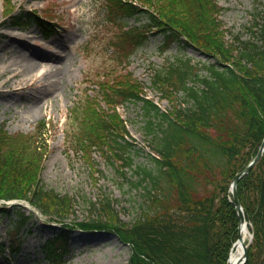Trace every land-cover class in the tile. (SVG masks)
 <instances>
[{"label":"trees","instance_id":"1","mask_svg":"<svg viewBox=\"0 0 264 264\" xmlns=\"http://www.w3.org/2000/svg\"><path fill=\"white\" fill-rule=\"evenodd\" d=\"M104 3L108 18L118 24L111 42L115 63L100 74L95 87L83 88L67 115L64 143L89 161L100 152L115 166L133 168L134 156L122 155L133 143L118 106L134 102L142 104L152 151L150 165L134 167L139 175L131 184L144 190V204L133 222H123L106 196L92 203L98 216L77 225L114 231L132 247L127 264H228L239 231L230 184L264 138V19L253 25L254 39L229 40L218 0ZM4 4L15 26L36 23L51 28L50 18L29 10L13 13L11 0ZM141 16L146 21L138 25L124 23ZM155 34L162 36V50L172 44L192 46L214 59L200 65L181 55L153 69L152 86L167 98L169 110L147 97L143 83L123 63ZM47 123L43 120L35 132L26 134L0 127V198L28 200L45 215L62 220L74 212L75 204L41 183ZM90 166L95 168L93 162ZM237 188L254 234L246 264H264V154ZM14 211L21 214L20 225L31 220L33 212L27 214L21 206ZM71 226L66 224L46 241L50 264H68ZM10 241L1 250L15 255L22 241Z\"/></svg>","mask_w":264,"mask_h":264},{"label":"rangeland","instance_id":"2","mask_svg":"<svg viewBox=\"0 0 264 264\" xmlns=\"http://www.w3.org/2000/svg\"><path fill=\"white\" fill-rule=\"evenodd\" d=\"M218 1L222 7L220 18L226 38L254 39L256 35L253 25L264 19V0ZM11 3L15 8L13 13L32 10L37 15L52 18L54 25L50 29L40 24L18 29L10 17H5L4 0H0V43L6 37L12 38L6 47L0 48V82L6 78V74L1 75V67L7 61L17 59L10 68L22 73L20 77L11 79L10 86L0 85V127L11 134H26L35 132L44 119L49 122V129L44 134L48 150L41 183L48 189L71 197L75 205L74 212L59 220L43 214L37 208L29 207L23 201L22 211H34L31 220L24 225H20L21 214L14 211L12 206L6 211L0 209V248L8 246L11 239L15 243L22 241L15 256H11L8 250L4 254L0 250V264H50L44 250L46 240L66 224H73L69 229L68 264H127L132 253L128 242L112 230H83L77 224L91 216H98V210L92 203L106 196L113 200L123 222L131 223L141 214L144 190L132 185L131 181H135L139 175L134 168L137 164L150 165L149 154L152 151L151 135L144 127L146 116L142 104L125 102L119 106L129 131L127 138L133 143L122 155L134 156L133 168L120 167L119 163L115 166L100 152H95L89 161L81 153L71 151L64 143L63 125L67 114L82 94L84 81L94 79L97 72H103L105 67L115 63L112 56L116 51L111 42L115 40L118 24L108 18L104 0H11ZM144 21L145 16H141L129 18L124 23L132 26ZM161 46L162 36L151 35L123 63L144 84L147 97L163 110H169L171 105L167 98H162L152 86L153 69L181 55L192 57L200 65L214 59L192 46L181 48L172 44L166 50H162ZM35 49L60 50L59 54L67 59L69 65L66 87L60 91L56 100L46 103L43 108L26 99L27 94L34 93L35 89L30 78L34 75L38 84H44L43 74H53L50 70L55 67L51 64L37 66L32 74H26L25 65H21L23 57L18 56L29 55ZM90 162H93L95 168L90 166ZM248 227L245 243H249V251L254 234L252 225ZM259 263L256 261V264Z\"/></svg>","mask_w":264,"mask_h":264},{"label":"bare ground","instance_id":"3","mask_svg":"<svg viewBox=\"0 0 264 264\" xmlns=\"http://www.w3.org/2000/svg\"><path fill=\"white\" fill-rule=\"evenodd\" d=\"M12 41V38L6 37L0 43V48L6 47L8 43ZM58 51V52H57ZM60 50H49V49H35L29 55H20L18 56L22 58V64L25 65V73L32 74L33 70L36 69L37 66H46L51 64L55 69H51V73L53 74H43L44 75V84H38L36 81V77L33 75L31 79V85H34V93L30 92L27 94V100L32 104L37 105L40 108H43L46 103H50L56 100L59 96V93L64 87H66L67 82V74L69 73V65L67 59L62 56ZM13 58V57H11ZM15 58V57H14ZM16 60L7 61L5 66L1 67V75L6 74V78L1 86H10L11 79L18 78L21 76V72L16 71L14 68H10L13 64H15ZM24 70V69H23ZM1 77V76H0ZM10 104V103H9ZM249 227L248 224H242L241 233L244 241H246L248 237ZM244 249L243 241H238L232 250L230 262L229 264H236L239 258L242 256Z\"/></svg>","mask_w":264,"mask_h":264},{"label":"water","instance_id":"4","mask_svg":"<svg viewBox=\"0 0 264 264\" xmlns=\"http://www.w3.org/2000/svg\"><path fill=\"white\" fill-rule=\"evenodd\" d=\"M264 152V140L261 144V147L257 153V155L254 157V159L240 172H238L233 180H232V183H231V190H232V193H233V197H234V203L238 209V215H239V218H240V226H239V233H238V240L239 241H243L244 243V239H243V236H242V233H241V227H242V224H246L247 221H246V217H245V213H244V209H243V206L240 202V199L238 197V192H237V184H238V181L239 179L249 173L253 167L256 165V163L259 161V159L261 158L262 154ZM248 244L244 243V250H243V254L242 256L239 258V260L236 262V264H243L244 262H246V260L248 259ZM231 257V255H230ZM230 257H229V260H230Z\"/></svg>","mask_w":264,"mask_h":264}]
</instances>
